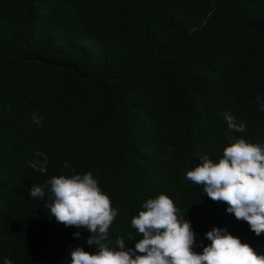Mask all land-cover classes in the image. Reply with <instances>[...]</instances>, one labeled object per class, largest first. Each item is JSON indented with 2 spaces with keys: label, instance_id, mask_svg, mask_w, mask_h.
I'll list each match as a JSON object with an SVG mask.
<instances>
[{
  "label": "trees",
  "instance_id": "obj_1",
  "mask_svg": "<svg viewBox=\"0 0 264 264\" xmlns=\"http://www.w3.org/2000/svg\"><path fill=\"white\" fill-rule=\"evenodd\" d=\"M258 95L264 0H0V264H69L72 248L95 251L86 229L49 213L47 187L30 195L71 174L65 161L92 171L117 209L111 247H134L132 217L166 193L197 245L217 226L264 251V233L186 176L201 155L222 156L229 135L264 142ZM225 111L244 132L228 128ZM37 151L46 173L28 163Z\"/></svg>",
  "mask_w": 264,
  "mask_h": 264
},
{
  "label": "clouds",
  "instance_id": "obj_2",
  "mask_svg": "<svg viewBox=\"0 0 264 264\" xmlns=\"http://www.w3.org/2000/svg\"><path fill=\"white\" fill-rule=\"evenodd\" d=\"M261 110L264 98L256 97ZM227 126L234 132H244L246 124L230 112L223 113ZM33 122L43 125V118L33 114ZM229 143L217 160L200 156V163L186 172V176L203 186V193L215 201L226 202V211L248 223L256 235L264 233V142L254 143L244 137L229 135ZM29 161L30 167L48 171L49 157L37 151ZM64 165L71 174L52 176L44 186L34 185L30 195L43 198L45 188L51 192L49 213L65 226L86 229L87 244H95V251L83 246L70 250L69 264H264V251H257L250 243L233 235L226 227L213 226L204 233L209 243L197 245L196 234L184 212L166 193L147 199L131 224L142 237L134 247L123 238L117 247L105 243L109 227L117 209L100 186L92 171L76 172L72 165ZM80 237L81 232L73 233ZM131 237L130 239H132ZM194 245L201 248L194 250ZM4 264H13L5 258Z\"/></svg>",
  "mask_w": 264,
  "mask_h": 264
}]
</instances>
